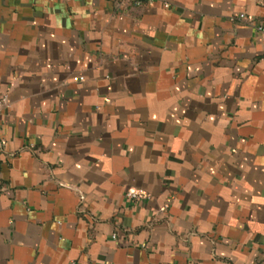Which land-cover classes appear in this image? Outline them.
Returning <instances> with one entry per match:
<instances>
[{
  "label": "crops",
  "instance_id": "1",
  "mask_svg": "<svg viewBox=\"0 0 264 264\" xmlns=\"http://www.w3.org/2000/svg\"><path fill=\"white\" fill-rule=\"evenodd\" d=\"M263 19L0 0V264H264Z\"/></svg>",
  "mask_w": 264,
  "mask_h": 264
},
{
  "label": "built area",
  "instance_id": "2",
  "mask_svg": "<svg viewBox=\"0 0 264 264\" xmlns=\"http://www.w3.org/2000/svg\"><path fill=\"white\" fill-rule=\"evenodd\" d=\"M147 1L148 2H154L155 0H147ZM116 2L118 4H124V3L129 2V3H131L134 6H138L142 2V0H116ZM166 6H169V4L166 3ZM240 17L241 18H245L246 17L245 13H242L240 15ZM256 26H257V29L260 32L264 33V19L261 20V21L256 22ZM73 79H74V81H83L84 80V76H80V75L79 76H75ZM10 106H11V102H10V99H9L8 95L7 94H1L0 95V116ZM0 132H1V124H0ZM0 149H1V141H0ZM126 196L131 198V199H140V198L148 197V194H146L144 192H141V191L129 189L126 192Z\"/></svg>",
  "mask_w": 264,
  "mask_h": 264
}]
</instances>
